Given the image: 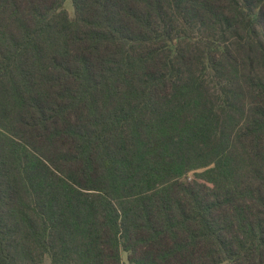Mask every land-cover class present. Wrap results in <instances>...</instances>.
I'll return each instance as SVG.
<instances>
[{
  "label": "trees",
  "instance_id": "1",
  "mask_svg": "<svg viewBox=\"0 0 264 264\" xmlns=\"http://www.w3.org/2000/svg\"><path fill=\"white\" fill-rule=\"evenodd\" d=\"M0 0V264H264V0Z\"/></svg>",
  "mask_w": 264,
  "mask_h": 264
},
{
  "label": "rangeland",
  "instance_id": "2",
  "mask_svg": "<svg viewBox=\"0 0 264 264\" xmlns=\"http://www.w3.org/2000/svg\"><path fill=\"white\" fill-rule=\"evenodd\" d=\"M64 8L69 12L70 15H72V9H71V3H70V0H67V1H66ZM121 258H122V262H123V264H129V263L126 261V255H125L124 253L121 254ZM46 264H48V261H46Z\"/></svg>",
  "mask_w": 264,
  "mask_h": 264
}]
</instances>
